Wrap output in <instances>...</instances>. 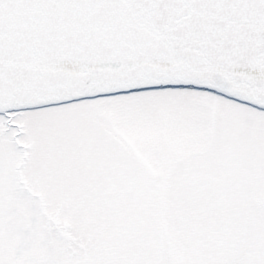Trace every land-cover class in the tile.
Returning <instances> with one entry per match:
<instances>
[{
    "label": "snow or ice",
    "instance_id": "1",
    "mask_svg": "<svg viewBox=\"0 0 264 264\" xmlns=\"http://www.w3.org/2000/svg\"><path fill=\"white\" fill-rule=\"evenodd\" d=\"M0 264H264V0H0Z\"/></svg>",
    "mask_w": 264,
    "mask_h": 264
}]
</instances>
